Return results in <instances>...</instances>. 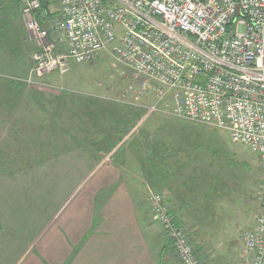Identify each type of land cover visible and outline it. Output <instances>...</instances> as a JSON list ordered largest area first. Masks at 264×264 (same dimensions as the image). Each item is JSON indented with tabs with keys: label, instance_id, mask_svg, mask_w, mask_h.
<instances>
[{
	"label": "built area",
	"instance_id": "2783aa9c",
	"mask_svg": "<svg viewBox=\"0 0 264 264\" xmlns=\"http://www.w3.org/2000/svg\"><path fill=\"white\" fill-rule=\"evenodd\" d=\"M59 4L49 42L36 16L42 0H21L26 30L40 44L34 55L38 72L64 75L72 63H94L106 53L132 72L135 101L152 95L148 115L160 112L226 132L232 143L258 155L260 213L242 235L240 258L264 264V0ZM59 46L63 53L56 52ZM147 203L178 262L203 264L165 196L150 192Z\"/></svg>",
	"mask_w": 264,
	"mask_h": 264
},
{
	"label": "rangeland",
	"instance_id": "374dc122",
	"mask_svg": "<svg viewBox=\"0 0 264 264\" xmlns=\"http://www.w3.org/2000/svg\"><path fill=\"white\" fill-rule=\"evenodd\" d=\"M20 8L21 0H0V220L5 223V226L1 225L0 229L2 228L1 235L6 241L3 245V253L8 251L7 246L13 251L17 250L18 246H22L24 244L22 242L29 243L26 241L29 232L24 229L23 225L27 224L34 228L35 221L29 222L30 219L23 208L25 204L29 205L27 211L35 210L38 213L34 220L36 218L38 224H44L51 217L57 204L63 201L62 198L65 197V194L66 196L69 194L71 183L76 181L73 177L69 178L68 184L65 183L68 188L66 193L61 194V191L57 194L55 189H52L51 192H46V195L44 193L42 196L40 195V192H43L45 188L44 185L48 186L47 190L50 189L51 181L46 174H49L51 166L54 164L58 168L57 164L64 165L66 163L65 160H56V155L62 153L53 149L56 146L63 148V145H55V141L51 139L52 136L55 137L54 132H56L51 127L61 126L60 124L64 127L59 132L66 131L68 135H71L69 133L70 126L80 127L73 129L74 136H84V142L89 144L90 171L102 162L98 157L97 149H100L101 154H109L110 145L119 144L129 133L131 127L133 128V124L139 121H142L139 127V132L141 131L142 135L139 133L129 134L120 146L132 148L131 145L139 147L144 144L145 148H142L147 149L148 156L155 157L157 154H162V151H167L165 142L168 139L180 137V143L194 151L197 149L201 153H211L214 147L217 148L216 152L210 154V158L212 165L218 168L220 164L226 165L224 160L226 152L231 153L236 160L230 174L232 190L234 192L237 190L238 182L241 180L240 172L236 168L242 167V165H238V162L243 164L244 169L250 173L248 180L250 189L253 190L259 180L260 185L256 198L252 200L249 198L243 202L234 199L233 205L237 206L230 210V215L233 221H239L240 216L249 217L254 224L258 214L259 188L262 183L261 174L257 170L258 155L243 145L232 143L226 132L202 125L201 129L183 127L184 120L160 112L148 115L147 107L152 106L155 101L152 95L141 96L135 101L136 85L132 80V72L106 53L94 63H72L70 72L64 75H57L56 72H38L34 55L40 52V44L31 33L27 31L31 44L29 46L27 44L26 49L24 44L4 42L11 36L10 31L13 29V23L20 21L17 16L21 14ZM9 10L18 14L8 17ZM8 20H11V24H7ZM23 24L25 26L24 21ZM40 24L47 34L49 42H52L54 34L51 25L43 27L44 20ZM12 37L17 39L20 35ZM56 52L63 53V48L59 46ZM124 97L126 98L124 99ZM132 122L133 124L130 125ZM156 123L162 124L163 128H153L157 125ZM118 125H121L122 128ZM102 133H104L106 142L99 146L98 135ZM60 136H64V134L60 133ZM76 142L80 141L75 140ZM158 143L164 145L158 149L160 147L157 145ZM168 143L170 144V141L167 142V145ZM77 147L78 145L74 144V148ZM122 148L120 147V149ZM52 153H54V157L51 160ZM188 153L193 154L192 151L187 150ZM117 158L118 155L113 156L111 163H115ZM77 163L75 161L74 165L82 167L81 162ZM184 165L187 166L188 162ZM208 165L209 161L197 162L199 170L206 169ZM75 169L77 168L75 167ZM151 169V167H147V171H151ZM202 179L204 183L207 181L204 177ZM155 182L158 183L157 180ZM155 190L161 191L157 187ZM239 192L241 191L239 190ZM208 205L206 202L198 210L199 228L202 232L199 240L197 236H195V240L193 239V244L203 264H211L216 261L217 252L221 251L217 249L218 244L225 242V237L216 240L221 236L218 231L219 226H217L212 216L213 211L208 208ZM155 226L159 227L156 222ZM250 227L251 225L249 227L238 226L232 238L238 240L239 235L244 233H241L243 228L249 229ZM21 237H25V240H20ZM162 240L164 242V239ZM240 245L241 241L238 246L234 240L230 239L229 246L226 245L229 253H221L222 257L225 256L227 259H230L231 256L239 257ZM170 256L174 257V261H178L175 252H171ZM13 259L11 258L10 263Z\"/></svg>",
	"mask_w": 264,
	"mask_h": 264
},
{
	"label": "crops",
	"instance_id": "0c3cea01",
	"mask_svg": "<svg viewBox=\"0 0 264 264\" xmlns=\"http://www.w3.org/2000/svg\"><path fill=\"white\" fill-rule=\"evenodd\" d=\"M42 2L46 5L44 14L48 17H45L43 27H48L50 19L59 13L60 4L59 0H42ZM18 5L20 6V3ZM8 12V17L18 14L12 10ZM17 16L20 21L13 23L11 36L4 42L24 44L26 49V45L31 44V39L27 35L21 14ZM7 24H11V20H8ZM15 35L20 37L15 39L12 37ZM141 122L136 124L132 122L130 125L133 124V128L131 127L124 139L117 145H110L109 154H101L100 149H97L98 157L102 162L92 171L89 166V144L84 142V136H74L73 129L80 127L68 126L71 128L69 129L71 135L66 131L59 132L64 127L62 124L51 127L56 131L55 137L52 136L51 139L55 141V145H63V148L57 146L53 148L62 153L56 155V160H65L66 163L64 165L56 163L58 168L54 164L51 166L49 174H46L51 181L50 189L47 190L48 186L44 185L45 188L40 195L42 196L43 193L46 195V192H51L52 189H55L57 194L61 191V194L66 193L69 178L73 177L76 181L71 183L69 194L67 196L65 194L63 201L57 204L60 205L55 207L51 217L44 224H38L36 218L34 220L38 213L35 210L27 211L29 205L25 204L23 208L30 219L29 222L35 221L34 228L27 224L23 225L29 232L26 238L29 243L22 242L24 244L13 251L7 246L8 251L3 253V245L6 241L1 235L2 228L0 229V264H180L170 256V253L174 252L171 243L164 236L160 226H155L152 220L147 203L150 192L165 196L176 223L187 232L189 238H192V243L195 236L199 240L202 232L199 228L198 210L208 202V208L213 211L212 216L219 226L218 231L221 235L216 240L225 237V242L218 244L217 249L221 251L217 252L216 261L211 264H244L240 258L242 235L238 237L239 242L232 236L238 226L251 225L249 229H252L256 222L253 224L249 217L243 216H240L239 221H233L230 210L237 206L233 205L234 199L243 202L249 198L250 200L256 198L260 180L251 190L248 184L250 173L238 162V165H242L236 168L240 172L241 180L234 192L230 175L232 165L236 161L234 156L226 152L224 157L226 165L220 164L219 168L214 167L210 154L216 152L217 148L214 147L211 153H201L197 149L194 151L182 145L180 137L168 139L170 144L167 145L168 141L165 142L167 151H162V154H157L155 157L148 156L147 149H143L144 144L139 147L131 145L132 148L120 146L129 134L142 133L139 132ZM182 126L201 129V125L186 121ZM118 127L122 128L121 125ZM153 128L160 129L163 125L157 124ZM60 133L64 136H60ZM104 138V133L98 135L99 146L106 142ZM75 140L80 142L75 143ZM74 144L78 147L74 148ZM157 145L160 149L164 144ZM120 147L124 148L120 149ZM187 150L192 151L193 154H187ZM53 155L54 153L51 154V160ZM111 155L112 157L118 155L115 163H111ZM75 161L81 162L82 167L74 165ZM207 161H209L207 168L199 170L197 162ZM186 162H188L187 166L184 165ZM147 167H151V171H147ZM257 170L261 174L259 165ZM203 177L207 179L205 183ZM156 180L159 184L155 182ZM155 187L160 188L161 191L155 190ZM243 206L244 203L241 207ZM40 209L42 210L41 207ZM1 225L5 226L2 220L0 227ZM249 229L243 228L241 233ZM230 239L238 246L241 241V245L238 249L239 257L231 256L227 259L225 256L222 257L221 253H229L226 245L229 246ZM20 240H25V237H21ZM11 258H14L12 263H10Z\"/></svg>",
	"mask_w": 264,
	"mask_h": 264
},
{
	"label": "trees",
	"instance_id": "16d2710c",
	"mask_svg": "<svg viewBox=\"0 0 264 264\" xmlns=\"http://www.w3.org/2000/svg\"><path fill=\"white\" fill-rule=\"evenodd\" d=\"M46 5L44 4V2H42V9L37 13V18L40 21V23H42V21L46 18H48L47 16H45L44 14V9ZM46 17V18H45ZM176 222V221H175Z\"/></svg>",
	"mask_w": 264,
	"mask_h": 264
}]
</instances>
